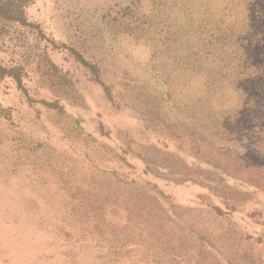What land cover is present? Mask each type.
I'll list each match as a JSON object with an SVG mask.
<instances>
[{"label": "rangeland", "instance_id": "rangeland-1", "mask_svg": "<svg viewBox=\"0 0 264 264\" xmlns=\"http://www.w3.org/2000/svg\"><path fill=\"white\" fill-rule=\"evenodd\" d=\"M26 17L0 44L24 66L0 77V264H264V0Z\"/></svg>", "mask_w": 264, "mask_h": 264}, {"label": "trees", "instance_id": "trees-1", "mask_svg": "<svg viewBox=\"0 0 264 264\" xmlns=\"http://www.w3.org/2000/svg\"><path fill=\"white\" fill-rule=\"evenodd\" d=\"M34 0H0V44L14 28L39 29L26 17V9ZM1 54V50H0ZM86 66L84 60H81ZM50 67H53L51 64ZM88 67V66H87ZM92 67L90 66V70ZM0 77L11 78L18 88L22 89L24 66L18 63L8 64L0 58ZM253 122H257L256 120ZM236 123V122H235Z\"/></svg>", "mask_w": 264, "mask_h": 264}]
</instances>
